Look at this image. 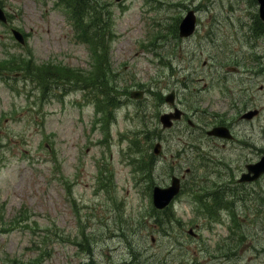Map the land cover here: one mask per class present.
<instances>
[{
  "label": "rangeland",
  "instance_id": "obj_1",
  "mask_svg": "<svg viewBox=\"0 0 264 264\" xmlns=\"http://www.w3.org/2000/svg\"><path fill=\"white\" fill-rule=\"evenodd\" d=\"M90 1L0 0L11 21L0 24L2 41L20 54L0 68V76L8 72L6 81L0 77V213L6 211L0 264H121L131 253H137L134 264H264V179L243 186L233 175L214 173L219 153L196 155L199 149L181 146L188 139L184 131L175 144L168 135L158 155L152 152L156 126L140 131L143 143L132 134L129 144L125 134L135 126L134 113L148 105L152 115L162 93L174 89L183 104L192 99V84L179 89L191 68L201 69L218 49L221 55L243 46V34L236 31L238 41L228 21L244 29L237 17L254 14L252 1L103 0L92 13ZM192 2L203 15L200 40L182 45L171 29ZM205 15L227 21L212 32L211 16ZM10 27L23 33V45ZM3 47L0 58L6 57ZM233 64L234 75L255 81L250 92L264 116V51L246 69ZM217 68L208 66L205 74H219ZM111 79L124 88L113 90ZM150 83L158 87L148 92H155L117 111L115 121L103 91L111 87L118 101ZM233 87L240 90L239 82ZM223 154L232 169L254 157ZM187 168L190 174L171 206L155 209L151 187ZM236 189L243 198L239 207L224 198ZM8 226L14 228L6 231Z\"/></svg>",
  "mask_w": 264,
  "mask_h": 264
},
{
  "label": "flooded vegetation",
  "instance_id": "obj_2",
  "mask_svg": "<svg viewBox=\"0 0 264 264\" xmlns=\"http://www.w3.org/2000/svg\"><path fill=\"white\" fill-rule=\"evenodd\" d=\"M259 29L249 27L246 32L251 37L252 45L258 44L255 38ZM264 31V28H263ZM185 38L183 40H189ZM203 78L198 77L196 82H200ZM223 77H212L211 86L206 87L207 91L201 93H193L194 99L189 100L187 104H181L179 98H173V103L164 107L163 111H173L175 107H179L182 112L180 117L173 122V126L183 127L185 133H188V146H216L220 147L237 141L239 135L243 138L246 146H254L259 140L258 136L254 137L253 122L258 117V113L254 116H246L255 107L250 106L251 99L243 97L231 92ZM207 83L204 82V86ZM215 84V86H212ZM226 126L232 133V138H224L218 135L208 134V131L214 126ZM171 127V128H172ZM204 132L205 134H200ZM264 142V136H261ZM190 172H187L189 174Z\"/></svg>",
  "mask_w": 264,
  "mask_h": 264
},
{
  "label": "water",
  "instance_id": "obj_3",
  "mask_svg": "<svg viewBox=\"0 0 264 264\" xmlns=\"http://www.w3.org/2000/svg\"><path fill=\"white\" fill-rule=\"evenodd\" d=\"M261 3V16L264 19V0H258ZM188 15H191V13H188ZM180 34L181 35H187L192 32L194 28V22L192 21L191 16H187L182 22L180 23ZM132 95H135V93H132ZM137 96V95H135ZM169 114H162L160 116V120L164 126H168L170 122L168 121ZM155 151H157L155 149ZM248 170L251 171L256 177L261 172H264V154L260 158L259 161H257L254 164H250L247 166ZM241 179H244L242 177ZM179 190V179L175 176L172 177L171 183L169 186L161 187V186H154L153 187V193H152V201L153 204L156 207H163L166 205L171 198L178 192Z\"/></svg>",
  "mask_w": 264,
  "mask_h": 264
},
{
  "label": "trees",
  "instance_id": "obj_4",
  "mask_svg": "<svg viewBox=\"0 0 264 264\" xmlns=\"http://www.w3.org/2000/svg\"><path fill=\"white\" fill-rule=\"evenodd\" d=\"M128 259H126V261H124L123 264H134V262H136L137 259V253H131Z\"/></svg>",
  "mask_w": 264,
  "mask_h": 264
},
{
  "label": "bare ground",
  "instance_id": "obj_5",
  "mask_svg": "<svg viewBox=\"0 0 264 264\" xmlns=\"http://www.w3.org/2000/svg\"><path fill=\"white\" fill-rule=\"evenodd\" d=\"M143 128H146V126H143Z\"/></svg>",
  "mask_w": 264,
  "mask_h": 264
}]
</instances>
